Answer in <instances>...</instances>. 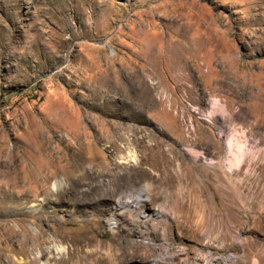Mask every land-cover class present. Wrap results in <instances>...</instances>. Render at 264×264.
I'll return each instance as SVG.
<instances>
[{
    "label": "rangeland",
    "instance_id": "obj_1",
    "mask_svg": "<svg viewBox=\"0 0 264 264\" xmlns=\"http://www.w3.org/2000/svg\"><path fill=\"white\" fill-rule=\"evenodd\" d=\"M211 100L264 146V0H0V264H264V175L148 150L224 153Z\"/></svg>",
    "mask_w": 264,
    "mask_h": 264
},
{
    "label": "bare ground",
    "instance_id": "obj_2",
    "mask_svg": "<svg viewBox=\"0 0 264 264\" xmlns=\"http://www.w3.org/2000/svg\"><path fill=\"white\" fill-rule=\"evenodd\" d=\"M210 104H211V107L209 106V114L211 115L212 118L209 117L208 119L206 118L205 119L207 120V122L209 123L211 127L216 128V129L219 128L218 129L219 133L217 135V138L224 145V148H225L224 153H222L221 151L215 152L214 150H217V149L214 147H211L210 156H207L206 153L201 150L195 149L194 147H191V146H187L185 145V143H182V141L180 143V140L179 142L172 141L169 144V142L164 143L162 141H159L158 139H155L157 138L155 137V138H150L151 144L149 145V148H148L152 157L156 158L157 160V158L162 155V158L166 159L165 156L168 155L170 157V159L168 158L169 160L167 161L169 165H172V163H174V160H172V157H175L177 159L175 166H176L178 175H181L183 171L185 172L187 171L188 163H186V160H189L192 166H194L197 169V171L213 174L214 178L217 180L219 191H220V188L221 189L224 188V185L230 184L234 180L238 179L237 176H235V174L239 173V171L242 169V166L245 163L248 164L246 168V173L248 175L256 177V178L262 177L264 173H262L261 171H258V168L260 166H264V146L263 147L248 146L251 143L258 142V140H262V137H259L256 133L251 134L250 138L248 137V134L244 132L238 133L236 131L234 133H228L227 126L230 124V120L224 117V115L222 114V113L227 112L224 105L221 103L220 100H216V101L211 100ZM216 112H219L221 114V118L213 117V115ZM227 115L229 114L227 113ZM241 116L242 114L240 112L236 113V117L241 118ZM173 143L174 145H177V143L181 144L182 145L181 151H183L184 153L180 154L173 146ZM198 159L201 160V163H199ZM157 162H159V159L157 160ZM147 177L152 179L153 174L149 172L147 173ZM140 200L144 201L145 199L140 198ZM176 205L177 204L174 202V208L178 209ZM196 218L197 220L195 222H196V225L199 227V229H202L203 227L207 225L206 224L207 219L204 216L202 210H200ZM194 219L192 218L193 222H194ZM220 221H223V220H220ZM218 229H222V228H220L219 226ZM226 234L227 233L224 232V236L222 235L221 236L225 237ZM152 241L154 242V239ZM179 244L174 242L173 246L175 247V249L177 248V251L181 252L183 251L184 247H180L181 245ZM148 248H149V245L147 246L143 244L142 252L143 251L148 252L149 251ZM55 250L57 252L63 251V249L58 246H55ZM198 253L199 254H196V256L199 258V260L201 259L203 264H206V262L208 264H211V261H214V259L219 260L218 257L211 256L210 252H206L205 254H203L200 250ZM206 255H208L209 258H206L207 257ZM222 256H225V255H222ZM222 256H220V259H222V261H224V263L226 264L227 260L226 258H223ZM161 259H162L161 257L155 258L152 264H156ZM207 259H209V261Z\"/></svg>",
    "mask_w": 264,
    "mask_h": 264
}]
</instances>
